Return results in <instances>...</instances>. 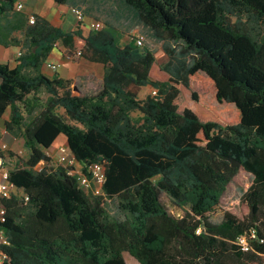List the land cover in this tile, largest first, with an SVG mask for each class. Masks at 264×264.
Returning a JSON list of instances; mask_svg holds the SVG:
<instances>
[{
    "label": "trees",
    "instance_id": "obj_1",
    "mask_svg": "<svg viewBox=\"0 0 264 264\" xmlns=\"http://www.w3.org/2000/svg\"><path fill=\"white\" fill-rule=\"evenodd\" d=\"M123 1L157 40L179 46L166 48L169 80L152 78L155 54L133 35L122 45L110 26L86 36L81 26L66 32L40 16L30 25L16 0H0V44L25 49L16 67L0 63V118L11 110L7 131L21 134L30 153L10 170L24 194L3 201L10 243L0 248L2 264H126V252L139 264H264V0ZM59 42L67 60L104 66L100 89L42 73ZM203 75L217 103L234 108L232 119L203 122L180 111L178 85L196 102L211 92ZM145 87L156 93L142 98ZM60 135L79 163L104 165L102 195L55 166L47 150ZM242 173L253 177L242 197L248 213L227 211L214 223ZM162 193L190 211L172 215ZM243 235L248 251L237 243Z\"/></svg>",
    "mask_w": 264,
    "mask_h": 264
},
{
    "label": "rangeland",
    "instance_id": "obj_2",
    "mask_svg": "<svg viewBox=\"0 0 264 264\" xmlns=\"http://www.w3.org/2000/svg\"><path fill=\"white\" fill-rule=\"evenodd\" d=\"M78 2L77 5L70 7V12H72L73 7H79L83 9L85 15H88V9L91 12H94V9L97 7L100 8V12L97 15L100 17L101 22L111 21L114 22V26L118 27L119 30L125 31L131 35H143L145 37L144 47L149 48L153 51L156 57V63L153 66L151 76L154 80L158 81H167L170 79L169 70H173V65L170 67L171 58L168 56L166 52L167 47L176 48L179 47L177 44L172 43L170 41L157 40L151 31L150 28L144 26V24L139 20L138 16L135 13V10L126 6L123 0H107L106 5H102L103 0H75ZM110 9L116 10L117 13H121L119 19H116V14L112 13ZM24 8L21 10L23 12ZM73 13V12H72ZM95 13H92V15ZM105 19V20H104ZM56 23L57 20L55 21ZM95 22V21H94ZM85 24V23H84ZM32 25V24H30ZM78 24L77 26H80ZM114 29V32L119 34L120 43L125 45L131 39L130 37L123 36L118 33V31ZM121 26V27H120ZM104 27L105 24H104ZM20 39H23L22 32H18L16 34ZM25 50L23 49L21 53ZM18 57H20L18 55ZM0 63H5L2 59H0ZM81 79H77V85L85 90L86 92L97 91L100 89L101 84L98 82L92 81L91 76L89 74L84 75ZM206 80V87L211 91L205 98L202 99L201 102H196L192 98L191 92L183 85H178L183 94V102L180 106V111H184L185 109L192 110L203 122H218V117H222L223 119H232L234 114V108L228 106H221L217 103L215 94L212 90V82L211 80L203 75ZM141 97L146 98L149 95H154L156 91L152 87H146L142 89ZM41 97L44 101H46L49 95L42 91ZM6 123L1 121L0 123V148L3 150L5 155L4 165L9 170L15 167V164L18 159L26 160L29 158V151L25 147L24 138L20 135H13L6 130ZM4 145H6V149H4ZM52 153L54 151H51ZM58 155L54 156V163L57 161ZM56 164V163H55ZM46 164L40 165L37 167V170L40 171L44 168ZM253 182V177L247 173H242L238 175L226 188L225 193L221 198V207L222 211L212 217V221L214 223H221L224 215L227 211L239 216L244 217L248 213V207L243 202V195L249 189ZM161 201L169 210L172 215L176 216H184L186 212L190 211V207L188 205H182L177 202L174 198L169 196L167 193H162ZM107 207L110 213L116 218L123 219V214H121L115 200H108ZM180 216V217H181ZM126 264H139V262L131 256L130 253L126 252L124 254Z\"/></svg>",
    "mask_w": 264,
    "mask_h": 264
},
{
    "label": "crops",
    "instance_id": "obj_3",
    "mask_svg": "<svg viewBox=\"0 0 264 264\" xmlns=\"http://www.w3.org/2000/svg\"><path fill=\"white\" fill-rule=\"evenodd\" d=\"M24 3V10L22 13L26 14L30 17L33 15L36 17L40 16L55 25L60 26L64 31L71 32L77 29V20L74 16V13L70 12V7L77 5L78 2L75 0H71L70 3L66 5H60L55 2V0H23ZM107 0H103L101 3L102 5H106ZM111 12L116 14V19H119L121 13H117L116 10L110 9ZM100 12V8L94 9V12H91L88 9V15L86 16V22L82 27L84 35H88L91 31L90 25L94 21H101L100 17L97 13ZM92 13H95L92 15ZM12 20V17L8 18ZM57 20L58 23L55 21ZM105 20V19H104ZM7 21L3 22V25H6ZM105 26H114V22L111 21H104ZM8 26V25H7ZM121 27V26H120ZM10 28V27H9ZM115 28L118 33L122 34L123 36L130 37L131 34L119 30L118 27ZM21 31H14L12 32V37L19 38L16 34ZM23 34V33H22ZM24 36V35H23ZM20 39V38H19ZM23 48L10 46L6 47L0 44V59L5 61L4 64H9L11 67H16L18 65V59L22 55L21 51ZM25 50V49H24ZM65 46L59 42L54 50L51 52L47 60L42 66V73L49 76L50 78L54 77H61L65 79H72L78 81L77 79H81L85 77L84 75L89 74L91 76L92 81H96L98 83H102L105 75V69L102 64L91 62L87 59H81L79 62L69 61L64 57ZM18 55L20 57H18ZM59 64L58 69H53L49 66V64ZM146 88V87H145ZM144 89V88H143ZM143 92V90H142ZM11 118V110L8 109L3 117L0 118L1 121L5 123L9 121ZM7 130V129H6ZM63 144H68L67 137L65 135H60L52 147L47 150L48 154L54 159V156L59 154V147ZM51 151H54L53 153Z\"/></svg>",
    "mask_w": 264,
    "mask_h": 264
},
{
    "label": "built area",
    "instance_id": "obj_4",
    "mask_svg": "<svg viewBox=\"0 0 264 264\" xmlns=\"http://www.w3.org/2000/svg\"><path fill=\"white\" fill-rule=\"evenodd\" d=\"M16 9L21 11L24 8L23 0H16ZM72 11L78 24L83 26L86 22V15L83 9L79 7H73ZM30 24H35L36 17L31 16ZM90 29L94 31H99L104 29V23L101 21L92 22ZM136 39V43L139 46H144L145 37L143 35H133ZM21 56V54H20ZM53 69H58L59 64H49ZM4 145V149H6ZM56 167H63L68 175L76 177L80 186L87 192L94 195L103 194V185L106 182L105 167L102 163H93L88 167H85L83 164L79 163L74 156L72 155L71 150L69 149L68 144H63L59 147V154L57 161L55 162ZM23 190L19 189L13 182L10 181V170L5 167L4 160L0 161V248L3 246H8L10 239L6 233V229L2 224L6 222L7 209L3 204L4 200L11 199L15 195H23ZM25 196V200L28 201L29 197ZM181 215H179L180 217ZM251 237H256L255 231L251 232ZM237 243L245 250L250 249V242L248 236H240ZM4 254L0 251V264L3 263Z\"/></svg>",
    "mask_w": 264,
    "mask_h": 264
}]
</instances>
